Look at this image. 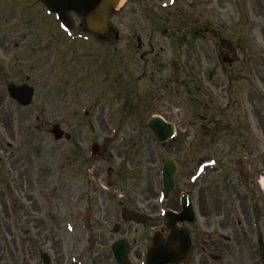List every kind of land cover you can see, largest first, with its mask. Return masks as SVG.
Returning a JSON list of instances; mask_svg holds the SVG:
<instances>
[{
	"label": "rangeland",
	"instance_id": "1",
	"mask_svg": "<svg viewBox=\"0 0 264 264\" xmlns=\"http://www.w3.org/2000/svg\"><path fill=\"white\" fill-rule=\"evenodd\" d=\"M194 1L127 2L112 15L119 42L108 48L74 14L63 28L38 0H0V264H42L43 253L51 264H115L110 246L118 239L130 244V264H145L151 232L187 191L196 210L187 264H262L264 0H200L199 11ZM198 12L204 39L191 33L184 45L181 20ZM137 39L146 51L153 46L146 69ZM12 83L33 89L29 107L8 98ZM226 105L229 128L215 136L202 126ZM151 116L174 125L167 144L146 128ZM56 123L71 140H53ZM239 135L244 143L232 141ZM94 143L106 148L101 158L90 156ZM168 156L181 170L162 202ZM120 203L153 223L123 224ZM214 233L219 250L209 251Z\"/></svg>",
	"mask_w": 264,
	"mask_h": 264
},
{
	"label": "water",
	"instance_id": "2",
	"mask_svg": "<svg viewBox=\"0 0 264 264\" xmlns=\"http://www.w3.org/2000/svg\"><path fill=\"white\" fill-rule=\"evenodd\" d=\"M46 9L56 14V17L65 25L69 24L67 13L73 11L77 16L83 18L86 28L98 37H103L107 34V23L110 18L111 10L116 8L119 0H40ZM7 93L10 97L17 101L22 106H27L31 102L33 92L27 86H14L13 84L7 88ZM159 142H165L173 136L172 127L164 123L159 118H152L147 123ZM56 140L60 139L61 132L57 126L52 132ZM96 156H100L103 151H99L96 146L92 151ZM178 173V167L175 162L168 158L164 161L162 169L163 191L162 197L166 199L172 191L174 177ZM184 213L179 216H171L170 213L165 215L166 228L169 232L167 237H164L161 232H154L151 244L147 249L146 264H181L185 262L191 250L190 240L187 229L177 228L175 224L187 220L186 216H191L192 211L189 199L185 197L183 202ZM185 214V215H183ZM122 218L125 222L133 221L146 225L148 221L144 215L135 213L134 211L123 208ZM189 221H192L189 219ZM118 227L114 228L117 231ZM112 256L115 263L128 264L127 255L129 246L125 240H119L111 247ZM260 256L264 262V248L260 245ZM44 264H49V259L42 256Z\"/></svg>",
	"mask_w": 264,
	"mask_h": 264
},
{
	"label": "flooded vegetation",
	"instance_id": "3",
	"mask_svg": "<svg viewBox=\"0 0 264 264\" xmlns=\"http://www.w3.org/2000/svg\"><path fill=\"white\" fill-rule=\"evenodd\" d=\"M127 2L128 3H132L133 0H125L124 5L122 6V8L126 5ZM200 3H201L200 0H195L194 1V3H193L192 6L195 8V11H199L198 10V6H200ZM236 3L238 5V7H239L240 3H238V1H236ZM258 3L260 4V6L263 5V2L260 1V0L258 1ZM245 5H246V2H244L243 7ZM230 6H231V8L234 9V7L236 6L235 5V2L234 1H233V3L230 2ZM176 13L177 12H174V14H176ZM191 21L193 23H191ZM180 25H181V28H182L181 33H182V37L183 38L186 36L187 33L188 34H191L192 33L193 36L196 37L195 39H199V40L202 39V34H200V30H202V24L200 22V12H198L197 15L195 16V18L192 19V20H190V19L187 20V18H182ZM153 30H155V28H153ZM204 31L206 32L207 35H209V39L210 40H214V41H217V42L218 41H221L222 42L221 37L218 36V34L215 33L211 28L205 27L204 28ZM117 34L118 33H116V32L113 33L114 39L112 41V44H114V42H117V41L119 42V39H118L119 37H118ZM163 35H165L164 32H163ZM108 38L106 39L107 41L109 40ZM147 47L150 48L148 51H146L147 50L146 48L144 49V45H143V43H142V41L140 39H137L136 40V52H139L138 58L140 59L141 63H143V69H146L148 63L151 62L150 58H152L153 51H154L152 44H150V41H148ZM222 60H225L226 61L227 60V56H224V58ZM233 62L234 61L232 60V62L230 63V65H228L229 68H230L231 64H233ZM222 63H223V61H222ZM223 64H225V63H223ZM242 73H243L242 70L240 72H238V74H242ZM226 107H228V105L224 106L223 108H221L218 111V113H216L218 116H220V118H212V119H215V120L214 121H212V120H209L208 121V125L211 127V130L213 131V133H214L215 136H221L222 133L225 131L224 128L227 126L226 124H227L228 121H226V119L223 118V115L227 111ZM200 119L201 120H205V117H200ZM61 125L62 124H60V126ZM227 128H229V127L227 126ZM256 131H258V133L261 134L263 132V129L259 128L258 127V124H257ZM239 138H240V140H241V138H243V141L246 140V138H244V137H242V136L239 135V136H236V137H232V141L233 140H237L238 141ZM71 139H72V137H70V140ZM230 141H231V139H230ZM168 209L170 211H173L175 213H178L180 211V204H179V207L177 205V206H172V207H170ZM218 242L219 241L217 239L211 240V245L208 247L209 251L210 250L211 251H215V250L218 251L219 250V246L218 245L220 244V242L219 243Z\"/></svg>",
	"mask_w": 264,
	"mask_h": 264
},
{
	"label": "bare ground",
	"instance_id": "4",
	"mask_svg": "<svg viewBox=\"0 0 264 264\" xmlns=\"http://www.w3.org/2000/svg\"><path fill=\"white\" fill-rule=\"evenodd\" d=\"M262 187H263V189H264V181L262 182Z\"/></svg>",
	"mask_w": 264,
	"mask_h": 264
}]
</instances>
